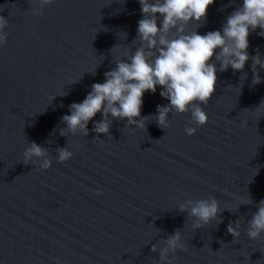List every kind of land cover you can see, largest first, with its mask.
Listing matches in <instances>:
<instances>
[{"label": "water", "instance_id": "1", "mask_svg": "<svg viewBox=\"0 0 264 264\" xmlns=\"http://www.w3.org/2000/svg\"><path fill=\"white\" fill-rule=\"evenodd\" d=\"M242 2L215 0L197 31L222 30ZM35 7L36 0H0L10 21L0 47V264H159L152 245L164 247L177 229L187 251L178 250L174 264H264V234L246 233L264 200V69L255 86L251 59L245 80L231 67L218 71L216 91L201 105L203 126L173 111L167 129L155 117L146 129L113 120L112 137L95 139L98 113L87 136H62L69 105L135 51L143 14L139 0H54L44 15H33ZM260 31L250 33L248 52L264 58ZM161 91L145 92L142 116L170 103ZM189 126L198 131L188 135ZM32 141L49 150L51 168L21 162ZM66 145L74 155L59 162L56 149ZM248 195L254 203L243 205ZM209 197L225 209L223 221L194 229L180 205ZM241 218L234 240L227 226Z\"/></svg>", "mask_w": 264, "mask_h": 264}, {"label": "clouds", "instance_id": "2", "mask_svg": "<svg viewBox=\"0 0 264 264\" xmlns=\"http://www.w3.org/2000/svg\"><path fill=\"white\" fill-rule=\"evenodd\" d=\"M39 7L32 8L33 15H44L45 6L54 0H36ZM215 0H139L142 18L138 21V43L135 51L128 50L116 60V67L105 72L103 83L91 85L82 102L69 105L70 114L62 116L65 127L59 129L60 135L68 137L89 133L88 124L98 114L102 119L96 120L93 131L111 136L113 120H127L124 128L146 129L151 117L158 126L167 129L170 126L169 114L191 113L190 122L203 126L209 121V115L201 105H207L216 91L217 72L227 71L229 67L243 73L240 79H246V63L252 60V85L261 83L260 70L264 69V58L259 50L251 56L248 52L249 35L258 28V34L264 36V0H243L226 19L222 30L200 34L197 29L206 20L208 8ZM11 15V13H10ZM159 21V23H158ZM10 21L0 15V47L8 40L6 31ZM195 23L197 27L191 29ZM127 35V34H126ZM115 45L114 47H116ZM113 47V48H114ZM112 48V49H113ZM157 86L162 87L160 95L167 98L168 105H158L157 112L142 116L143 96L145 92L155 93ZM66 95V94H65ZM260 106H264L262 103ZM259 106V107H260ZM111 117V118H110ZM134 126V127H133ZM197 127H186L188 135H194ZM112 137V136H111ZM56 159L67 162L74 153L66 145L56 149ZM22 163L32 164L40 170L52 167L53 158L49 150L35 141L28 142L22 153ZM97 195L102 189L95 190ZM248 195L243 205L253 204ZM256 207L258 211L247 221V236L257 239L264 234V200ZM181 212H187L194 219L193 228L200 229L207 224L223 221L220 215L221 205L216 197L192 200L180 205ZM230 210V209H229ZM243 219L230 222L227 231L234 240L241 236ZM164 247L152 245V252L159 251V264H174L178 250L187 251L182 239L181 229L167 236ZM173 256L170 258L169 254Z\"/></svg>", "mask_w": 264, "mask_h": 264}]
</instances>
